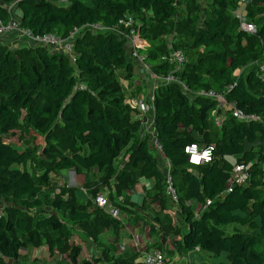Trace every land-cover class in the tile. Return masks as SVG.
<instances>
[{
    "label": "trees",
    "instance_id": "16d2710c",
    "mask_svg": "<svg viewBox=\"0 0 264 264\" xmlns=\"http://www.w3.org/2000/svg\"><path fill=\"white\" fill-rule=\"evenodd\" d=\"M237 1L206 0V16L196 25L188 17L201 8L198 0L183 1L185 17L180 15L182 0H68L66 5L0 0V18H10L13 3L21 26L33 34L51 32L65 38L74 27L80 29L72 42L74 61L41 45L13 48L0 41V200H6L0 210V264H17L21 251L46 232L51 250L67 246L72 226L90 228L95 236L110 226L115 233L119 230L121 221L95 203L82 205L75 189L58 185V193L47 191L65 170H107L103 188L108 201L122 212L129 207L117 198L124 194L128 199L125 191L139 177L153 178L155 191L146 203L172 207L165 192L163 158L170 164L179 199L176 212L186 225L184 230L171 223L162 226L174 237L176 251L200 249L225 254L230 264H264V179H259L264 175V81L258 66L264 65V0H250L244 9L245 19L256 26L253 34L241 29L229 12ZM126 14L142 22L139 32L146 42L139 53L150 69L158 76L173 71L184 84L160 82L154 90L152 118L161 153L140 123L127 126L134 110L118 84L117 69L131 79L136 65L126 39L113 29ZM93 24L106 28L95 29ZM151 24L154 31L148 28ZM173 29L170 47H164L158 34ZM172 49H181L186 58L177 71L164 58ZM250 59L259 62L235 77L233 72ZM209 89L224 92L228 101L263 121L246 123L227 111L216 125L211 115L215 101L198 94ZM23 136L31 137L32 145H23ZM192 143L213 145L212 161L190 163L185 147ZM124 149L128 161L117 169L115 161ZM238 162L247 165L249 181L227 190ZM89 192L94 200L100 189L95 185ZM207 199L211 203L205 206ZM192 202L199 204L197 211ZM81 250L78 243L70 247L72 264ZM102 252L104 258L91 255L82 264H141L115 255L111 244Z\"/></svg>",
    "mask_w": 264,
    "mask_h": 264
},
{
    "label": "built area",
    "instance_id": "2783aa9c",
    "mask_svg": "<svg viewBox=\"0 0 264 264\" xmlns=\"http://www.w3.org/2000/svg\"><path fill=\"white\" fill-rule=\"evenodd\" d=\"M250 0H238V4L241 7V10L236 13V17L240 19V27L244 31L248 33H255L256 26L253 22L247 21L245 19L244 9ZM13 3L8 7L9 12L12 11ZM135 20L132 15L126 14L122 18L117 21V24L113 26V29L117 31V33L126 39V43L129 49V56L131 59L135 60V65L138 69V74H151L149 75L152 78L154 86L150 88L149 93L144 96L140 95L134 100L135 108H137L138 119L142 124L148 122L149 126L146 127L144 132H150L151 135V145L161 153V145L158 143L156 130L153 126V111H154V90L156 89L158 83L160 82H177L181 84L184 88V84L178 80V77L173 73V71H169L167 74L163 76L156 75L151 69L150 66L144 61L143 56L139 53V48L145 43L142 37L137 30V27L134 25ZM95 29H105L106 27H102L100 25H91ZM126 30H125V29ZM79 28L74 27L68 37L63 38L62 36L56 33H46L44 35H36L33 34L28 28L22 27L19 21V18H15L10 13V18L7 21H4L0 18V39L4 37H9L10 35H14V37H21L30 40L34 45H41L45 48L52 50L63 52L68 55L71 61L75 60V52L73 48V39L79 34ZM170 62L174 64V71L180 70L185 63V54L181 49H172L168 59ZM259 66V77L264 81L263 71L264 65L262 63H258ZM231 88V85L228 86L227 89ZM199 95H203L205 97L211 98L215 101V106L211 111L212 118L216 125L222 121V118L225 116V112L229 111L233 117L243 122L250 121H263L262 118L256 114L245 113L241 109H239L235 102L228 101L225 98L224 92H216L213 89L209 90H200L198 91ZM185 152L189 155V162L193 164H202L208 163L212 161L214 156V146L211 144L201 145L199 143H192L185 147ZM164 159V185L165 192L167 197L169 198L172 206L176 207L178 203V195L176 193L173 177L170 172V164L167 159ZM263 172H264V160L262 163ZM249 181V173L248 167L244 163H235L231 169V177L229 178V185L227 190L231 189V186L234 184L246 185ZM94 203L99 206L106 208L109 204L108 198L104 196L102 193H98L94 198ZM211 200L207 199L205 206L210 204ZM108 213L114 217L118 218L119 209L117 207H111L108 210ZM141 264H179L169 260L166 253L162 250L154 249L151 252H148Z\"/></svg>",
    "mask_w": 264,
    "mask_h": 264
},
{
    "label": "rangeland",
    "instance_id": "374dc122",
    "mask_svg": "<svg viewBox=\"0 0 264 264\" xmlns=\"http://www.w3.org/2000/svg\"><path fill=\"white\" fill-rule=\"evenodd\" d=\"M183 1L184 0H182V4L180 5L181 7H179L181 9H183L182 14H180L181 17H185V14H186L185 8H184V6H182ZM205 1L206 0H198V4L199 5L201 4V8L198 9V11L193 10L191 12V15H189V17H188V19L190 21H192V19H193L196 25H201L203 23L205 16H206L205 12H203L205 10V6H206ZM237 8H238V3H236L235 7H231L229 10V12L232 15H234L235 17H236L235 11L237 10ZM12 14L15 18H17V19L19 18V14L17 12L16 7L12 8ZM236 18L240 24V19L238 17H236ZM140 23H142V22L137 21L136 23H134V25H135V27H137L138 31L139 30L141 31L142 25ZM148 28H149V30H150V28H152V31L155 30V26L153 24H151V26H148ZM175 30L176 29H173V31L161 32L158 34V39L164 43V47H170L171 41H172V39L176 33ZM139 34H140V32H139ZM125 44H126V47L128 49V45H127L126 41H125ZM261 44H262L261 50L263 52L262 53V59H264V42H262ZM34 46H36V45H34ZM169 54L164 55V58L168 59ZM253 60L250 59L247 66L236 69L233 72L235 77H238L239 75L244 74L247 71V68H249L252 65L259 62L258 60H254V61ZM132 62L135 63V60L133 59ZM123 73L124 72L122 69H120V68L117 69L118 84L123 89V93L125 94L128 107H130V109L134 110V112H132V114H129V119H128L129 121H128L127 126L132 127V128L133 127L136 128V126L137 127L140 126L139 125L140 121L137 118L138 112H135L136 109H134L130 104L131 100L134 101L139 95L146 96L147 93H149L148 88H152L154 86V83L152 81V78H150V76H149L151 74H147L148 75L147 78H149V83L146 82L145 79H147V78L144 77L143 78L144 80H141V82L138 81V84H135L134 83L135 80H134V82H132L131 79H127V78L123 77ZM85 85H86V83H85ZM132 87H134V90L132 89ZM135 122H137V123H135ZM22 140H23V145L24 144L32 145L31 137L23 136ZM39 140L40 139L38 138V141ZM128 157H129L128 149L127 150L124 149L120 153L118 158L116 159V161H115L116 166L115 167H117V169H119L120 166H122L124 164V162L128 161ZM257 177H258V175L255 178H257ZM106 178L109 179V174H108L107 170L105 172H98L96 169H90V170H87L86 172H84V174H76L74 172V170H65L64 172H62V174H60L59 179L55 180L56 183L53 184L52 189L51 190L47 189V191L49 190L48 192H51L52 194L58 193V191H60L59 186H64L68 190H74L75 189L77 191V195L79 197L78 199H79L80 203H82V205L88 204L89 207H93L96 205L93 202V198H91L92 196L90 197L89 191H90L91 187L96 185V186H98V188L100 189V192H101L103 190V183L102 182ZM260 178L264 179V175L259 176V179ZM56 184H57V186L58 185L59 186L58 187L55 186ZM86 196H87V198H86ZM5 202H6L5 199L0 200V210H2ZM195 204H196V202H195ZM164 209H165V206L162 207L160 205L158 207V209H157L158 215L154 216L151 219L155 224H149L148 233L149 234L151 233V235L153 237L155 235L158 238H160L155 243L151 242L152 246L157 244V245H159V247L161 248L162 251L165 250L169 254H174V251H175V248L173 245L174 237L170 233L166 234L163 231L162 226L166 223H171L174 227H178V228L184 230L186 228V225L184 223V218H183V215L181 213H177V212L172 213L171 211H168V213H165V212H163ZM40 213L41 212H37L35 215L38 216V215H40ZM138 213H140V212H138ZM120 215L122 218L123 217L129 218V216H127L126 212H122V210L120 211ZM141 216L142 215L140 213L139 217H141ZM134 219H135V217H134ZM134 219L132 218V220H134ZM121 225H122V223H121ZM231 226L232 225H229V226H227V228H230ZM235 226L242 229L243 231H245L247 233H249L251 231V229L247 226H241L238 224H236ZM109 228L112 229L111 227H109ZM110 229H108L109 230L108 235H103L104 233H98L97 236H95V234L93 233V231L90 230V228L83 227V226H72V237L70 240H68V242L66 244L67 246H65L63 248H59V249L54 248L51 250L49 249L48 242L45 238L46 234H49V233H47V232L43 233V236L40 238V240L38 242H36L35 244L29 245L25 250L21 251V254L19 256L17 264H72L68 258V253H69L70 247L75 243L80 244L81 248H82L76 264H82L83 258L89 259V258H91L90 257L91 255L101 256L104 258L105 256L102 252V249L105 245L111 244L114 247L117 246V244H115L114 241H112V238L116 234L111 236L110 235V233H111ZM125 233H127L126 230H125ZM136 233H137V231H136ZM142 236L145 237V235H143V234H142ZM130 248H132V247H130ZM150 249H152V247H150ZM185 256H186L185 260L178 261L177 263H179V264H230V262L227 259L225 254L214 255V254L206 253L200 249H197L194 252H190V253L186 254Z\"/></svg>",
    "mask_w": 264,
    "mask_h": 264
},
{
    "label": "crops",
    "instance_id": "0c3cea01",
    "mask_svg": "<svg viewBox=\"0 0 264 264\" xmlns=\"http://www.w3.org/2000/svg\"><path fill=\"white\" fill-rule=\"evenodd\" d=\"M52 2H55L59 5H66L68 0H51ZM238 3V2H237ZM17 9V8H16ZM241 10V7L238 4V8L235 11V14L237 12H239ZM19 10L17 9V12ZM144 42L145 39H142ZM1 42L7 44L9 47H13L16 48L18 46H34L33 43H31L30 40H27L26 38H21V37H14V35H10L9 37H4L2 39H0ZM142 55V54H141ZM143 56V55H142ZM148 64V63H147ZM150 66V64H148ZM148 75L146 74H138V69L136 66V70H135V75L134 77L131 78L132 82H134L135 80V84H138V81L141 82V80H144L143 78L146 77L147 78ZM146 82L149 83V78L145 79ZM153 81V80H152ZM132 89L134 90V87H132ZM150 88H148V92H149ZM148 94V93H147ZM140 96V95H139ZM131 106L136 109L135 112H137V108H135V104L134 101L131 100ZM134 112V111H132ZM138 118V116H137ZM140 125L142 130L144 131L147 126H149L148 122L142 124L140 121ZM229 160L233 161L234 158L229 156L227 157ZM64 172V171H62ZM81 177V176H80ZM79 177V178H80ZM103 188V190L99 193H102L104 196L107 197V190ZM155 191V185H154V179L153 178H148V177H139L138 181L129 189H127L125 191L126 195L128 196L125 197L124 194H122V196H119L117 198V201H121L124 205L128 206L129 208H127L126 214L127 216H129V218L126 217H121L120 215V211L119 210V215H118V220L121 221L122 225L119 227V230L115 233V230L112 226H110L112 229H110L111 233L110 235H114V237L112 238V241H114L115 244H117V246H113L114 251H115V255H123V256H127V257H133L135 259V262H142V260L144 259L145 255L148 252H151L154 249L157 250H161V248L159 247V245L157 246H152V243H155L157 240H159L160 238H158L157 236L154 235V237L151 235V233H148V226L149 224H155L151 219L154 216H157V209L160 206L159 203L157 202H153V203H146L147 197H151L153 192ZM91 197V196H90ZM87 198V196H86ZM127 199V200H126ZM116 200V199H115ZM94 202V200H93ZM193 206L195 204V202L193 203ZM111 207H115L113 202H109L108 206L106 207V210H108ZM199 204H195V210L197 211L199 209ZM177 210V206L174 207H165V209L163 210V212L168 213V211H171L172 213L176 212ZM141 213V217H139L140 213ZM135 217V219H134ZM132 218L134 220H132ZM127 219V220H126ZM132 220V221H131ZM125 230L127 231V233H125ZM109 230L105 231V233L103 235H108ZM137 231V233H136ZM145 235V237L142 236ZM152 237V238H151ZM151 239V240H150ZM152 242V243H151ZM109 245V244H107ZM124 249H123V248ZM132 247V248H130ZM150 247H152V249H150ZM163 252L166 253L167 257L169 258V260L173 261V262H178L181 260H185L186 259V254L190 253V252H177L176 249L174 251V254H169L167 253L165 250H163Z\"/></svg>",
    "mask_w": 264,
    "mask_h": 264
},
{
    "label": "bare ground",
    "instance_id": "6f19581e",
    "mask_svg": "<svg viewBox=\"0 0 264 264\" xmlns=\"http://www.w3.org/2000/svg\"><path fill=\"white\" fill-rule=\"evenodd\" d=\"M144 129H146V128H144ZM145 131V130H144ZM148 133H149V135H150V132L148 131ZM150 138H151V135H150Z\"/></svg>",
    "mask_w": 264,
    "mask_h": 264
}]
</instances>
